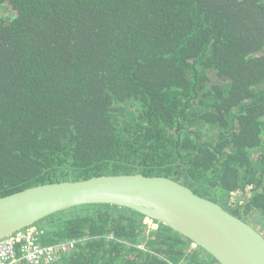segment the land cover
<instances>
[{"label":"trees","instance_id":"16d2710c","mask_svg":"<svg viewBox=\"0 0 264 264\" xmlns=\"http://www.w3.org/2000/svg\"><path fill=\"white\" fill-rule=\"evenodd\" d=\"M135 173L264 228V0H0V198ZM47 220L53 264H220L126 208Z\"/></svg>","mask_w":264,"mask_h":264},{"label":"water","instance_id":"95a60500","mask_svg":"<svg viewBox=\"0 0 264 264\" xmlns=\"http://www.w3.org/2000/svg\"><path fill=\"white\" fill-rule=\"evenodd\" d=\"M96 205L126 208L163 224L220 264H264L257 220L246 222L172 178L143 173L47 183L1 197L0 242L58 213Z\"/></svg>","mask_w":264,"mask_h":264},{"label":"built area","instance_id":"2783aa9c","mask_svg":"<svg viewBox=\"0 0 264 264\" xmlns=\"http://www.w3.org/2000/svg\"><path fill=\"white\" fill-rule=\"evenodd\" d=\"M237 201L233 198L232 202ZM155 224L150 219H145ZM148 224V223H147ZM264 235V228L260 229ZM47 232L41 225L31 226L25 230L0 242V264H23L26 260L30 264H53L61 257V251H66L67 246L73 247V241H67L56 245H44L42 236ZM23 257L17 256L22 254Z\"/></svg>","mask_w":264,"mask_h":264},{"label":"rangeland","instance_id":"374dc122","mask_svg":"<svg viewBox=\"0 0 264 264\" xmlns=\"http://www.w3.org/2000/svg\"><path fill=\"white\" fill-rule=\"evenodd\" d=\"M144 221H145L146 223H148V225H150V222H149V221H148V222H147V220H144ZM246 222H249V221L247 220ZM48 223H49V221L47 220V221L40 222V225L43 226V227H45V225L48 224ZM150 227H152L153 229H154V228L156 229V228H157V225L152 223ZM192 247L195 248V247H197V246H196V245H193Z\"/></svg>","mask_w":264,"mask_h":264},{"label":"bare ground","instance_id":"6f19581e","mask_svg":"<svg viewBox=\"0 0 264 264\" xmlns=\"http://www.w3.org/2000/svg\"><path fill=\"white\" fill-rule=\"evenodd\" d=\"M17 256L23 257L24 255H23V253H22L21 255H20V254H17ZM23 264H30V263H29L28 261L25 260V261L23 262Z\"/></svg>","mask_w":264,"mask_h":264},{"label":"clouds","instance_id":"9594fccd","mask_svg":"<svg viewBox=\"0 0 264 264\" xmlns=\"http://www.w3.org/2000/svg\"><path fill=\"white\" fill-rule=\"evenodd\" d=\"M146 219V218H145ZM250 222V221H249ZM38 225H40V224H38ZM157 225V224H156ZM158 227V226H157ZM259 229H262V227L261 226H257ZM194 245V244H193Z\"/></svg>","mask_w":264,"mask_h":264}]
</instances>
